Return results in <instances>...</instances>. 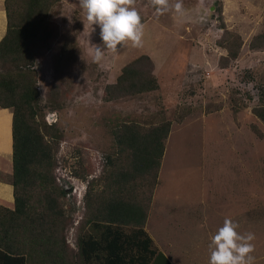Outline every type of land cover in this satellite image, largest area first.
Returning a JSON list of instances; mask_svg holds the SVG:
<instances>
[{
  "label": "rangeland",
  "instance_id": "1",
  "mask_svg": "<svg viewBox=\"0 0 264 264\" xmlns=\"http://www.w3.org/2000/svg\"><path fill=\"white\" fill-rule=\"evenodd\" d=\"M177 2L169 0V10L157 16L150 0H135L142 46L105 49L99 62L92 59L95 46H102L99 26L91 31L78 0L53 7L58 35L34 66L44 119L61 134L55 175L66 197L59 234L72 264L80 262L77 242L88 230L89 208L119 190L109 182L119 162L109 158L118 157L111 131L123 121L171 122L160 182L157 176L150 190L146 177L142 193L151 198L145 229L158 250L171 252L173 264H208L209 251L199 247L208 248L226 217L264 230V122L253 111L264 105V46L251 45L263 28L264 0H179L180 13ZM225 30L240 35L235 59H225ZM142 54L153 60L158 89L105 100V87ZM156 187L162 213L153 214ZM249 199L252 207L236 215L239 202Z\"/></svg>",
  "mask_w": 264,
  "mask_h": 264
},
{
  "label": "trees",
  "instance_id": "2",
  "mask_svg": "<svg viewBox=\"0 0 264 264\" xmlns=\"http://www.w3.org/2000/svg\"><path fill=\"white\" fill-rule=\"evenodd\" d=\"M57 1L4 0L7 25L0 40V106L12 109L13 205L0 202V264H72L71 249L59 234L66 197L55 175L61 134L44 119L34 66L58 35L51 18ZM221 45L228 52L225 59H235L240 35L225 30ZM251 45L264 46V20ZM153 68L146 54L132 59L105 87L104 99L158 89ZM253 111L264 122V105ZM170 125L168 119L131 120L112 128L118 157L109 161L119 164L118 172L109 170V182L119 190L89 208L88 230L78 236L79 264H153L158 257L170 264L145 229L151 198L142 193L146 177L152 179L150 190L157 182Z\"/></svg>",
  "mask_w": 264,
  "mask_h": 264
},
{
  "label": "clouds",
  "instance_id": "3",
  "mask_svg": "<svg viewBox=\"0 0 264 264\" xmlns=\"http://www.w3.org/2000/svg\"><path fill=\"white\" fill-rule=\"evenodd\" d=\"M135 0H78L79 8L84 14L92 30L93 25L100 29L102 46H95L93 61L99 62L107 49L113 53L118 51V45L131 43L132 47L142 46L144 25L134 7ZM156 15H162L169 10V0H150ZM175 11H182V4L174 5ZM239 224L231 218H225L223 225L211 235L208 244V264H255L252 253L255 246L252 243L255 235L252 232L240 233Z\"/></svg>",
  "mask_w": 264,
  "mask_h": 264
},
{
  "label": "crops",
  "instance_id": "4",
  "mask_svg": "<svg viewBox=\"0 0 264 264\" xmlns=\"http://www.w3.org/2000/svg\"><path fill=\"white\" fill-rule=\"evenodd\" d=\"M6 25H7V19H6L5 7H4V0H0V40L6 32ZM163 165L164 163L162 162L159 173H161V170L164 167ZM11 173H12V109L4 108L0 106V202L8 207H12L13 205V187L11 184ZM158 182H160L159 175H158ZM158 185L160 187V184ZM159 187H156V193L154 195V199L151 205L153 214H155L154 209L161 212L160 205L157 202L158 199L160 198V196L158 197ZM215 199H220V202H222L221 198H215ZM200 203L203 204L207 202L205 200L204 201L201 200ZM245 203L247 204L245 205ZM239 206H238L236 215H240L242 212L247 211L248 206L249 208L252 207L250 203V199L248 201L242 200L241 203L239 202ZM222 208H223L222 206L215 207L216 210H219ZM189 209L192 210L193 208L189 207ZM206 209H207V206H206ZM171 211L172 210L169 209L166 212V215L168 217L173 215V213L171 214L169 213ZM149 216L147 219L148 221H149ZM158 218L160 217H157V219ZM185 218H186V215H185ZM244 219L246 218H243L240 222H237L239 223V228L237 229V231L240 233H247V232L254 233L255 239L254 241H252V243L255 246V250L252 253V255L255 257V264H264V230L256 229V228L250 229V227L246 228L245 226L248 225L249 223H248V219H246V222L243 221ZM147 223L148 222H146V226H147ZM243 226H244V229H243ZM256 236H259V237L257 238ZM170 250L171 248L168 249V251ZM199 250L203 252L209 251L207 246H200ZM161 253L165 256V258L168 260L170 264H173V262H175V260L172 259L173 257L171 258V252L169 253L170 254L169 256L166 255L163 251ZM183 262L184 264H194L192 260H189V259L187 260L183 259ZM206 262L207 261L204 260V263L202 264H206ZM200 263H201V260H199L197 264H200ZM153 264H165V262L162 261V259L158 257L154 261Z\"/></svg>",
  "mask_w": 264,
  "mask_h": 264
}]
</instances>
